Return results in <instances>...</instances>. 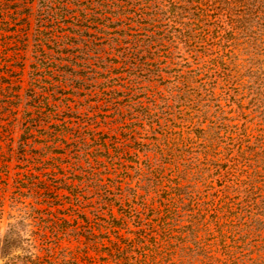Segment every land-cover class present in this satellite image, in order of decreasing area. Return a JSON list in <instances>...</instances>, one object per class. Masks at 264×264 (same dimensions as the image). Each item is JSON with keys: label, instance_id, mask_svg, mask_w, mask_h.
Here are the masks:
<instances>
[{"label": "trees", "instance_id": "obj_1", "mask_svg": "<svg viewBox=\"0 0 264 264\" xmlns=\"http://www.w3.org/2000/svg\"><path fill=\"white\" fill-rule=\"evenodd\" d=\"M12 17L35 72L127 125L133 166L119 157L111 173L83 137L60 184L95 210L102 264H264V0H0V31ZM17 185L8 226L29 228L31 251L4 264H65L39 189Z\"/></svg>", "mask_w": 264, "mask_h": 264}, {"label": "rangeland", "instance_id": "obj_2", "mask_svg": "<svg viewBox=\"0 0 264 264\" xmlns=\"http://www.w3.org/2000/svg\"><path fill=\"white\" fill-rule=\"evenodd\" d=\"M9 22L7 31H0V84L10 86L6 93L0 90V100L5 95L13 100L7 110L0 106V208L4 210V214L0 213V264L8 256L31 251L29 228L19 226L11 230L8 226L13 223L9 220L12 193L17 184L26 188L24 184L31 183L39 189L38 194L34 191L40 204L39 216L48 223L47 244H57L67 252L65 264H102L108 261L103 250L110 246V241L104 238L97 242L98 237L107 235L98 230L95 210L83 198L82 203H77L60 189V184L72 178L71 171L78 159L77 142L83 137L91 150L99 144L92 137L101 140L103 151L98 154L111 173L113 165L119 164V157L129 164V157L121 154L127 146V125L117 121L114 111H101L96 103L98 98L89 91L75 93L58 75L35 72L30 52L22 51V23L13 17ZM46 104L50 119L40 122L38 114ZM80 159L86 165L89 157L82 153ZM89 160L94 162V156ZM23 191L27 192V188ZM31 202L35 199L26 200V204ZM63 229L70 231L63 234Z\"/></svg>", "mask_w": 264, "mask_h": 264}]
</instances>
